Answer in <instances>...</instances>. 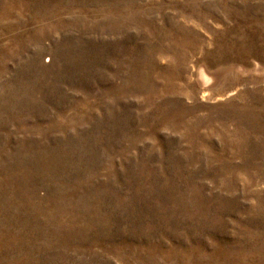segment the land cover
<instances>
[{"label":"rangeland","instance_id":"1","mask_svg":"<svg viewBox=\"0 0 264 264\" xmlns=\"http://www.w3.org/2000/svg\"><path fill=\"white\" fill-rule=\"evenodd\" d=\"M0 264H264V0H0Z\"/></svg>","mask_w":264,"mask_h":264},{"label":"bare ground","instance_id":"2","mask_svg":"<svg viewBox=\"0 0 264 264\" xmlns=\"http://www.w3.org/2000/svg\"><path fill=\"white\" fill-rule=\"evenodd\" d=\"M256 33V32H255ZM260 33V32H259ZM231 39V38H230ZM225 40V39H224ZM219 44V43H218ZM221 44V43H220ZM220 46V45H219ZM219 48H221V47H219ZM230 60V59H229Z\"/></svg>","mask_w":264,"mask_h":264}]
</instances>
